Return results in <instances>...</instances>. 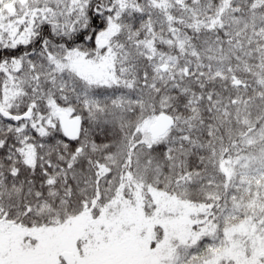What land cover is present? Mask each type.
Returning a JSON list of instances; mask_svg holds the SVG:
<instances>
[{"label":"snow or ice","instance_id":"6c2138e0","mask_svg":"<svg viewBox=\"0 0 264 264\" xmlns=\"http://www.w3.org/2000/svg\"><path fill=\"white\" fill-rule=\"evenodd\" d=\"M0 264H264V0H0Z\"/></svg>","mask_w":264,"mask_h":264}]
</instances>
